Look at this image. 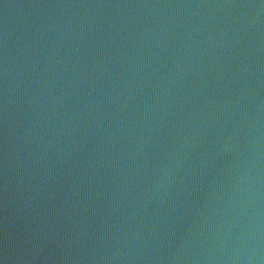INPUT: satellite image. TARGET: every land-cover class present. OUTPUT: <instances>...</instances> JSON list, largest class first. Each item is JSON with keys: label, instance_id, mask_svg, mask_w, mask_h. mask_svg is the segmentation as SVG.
I'll return each mask as SVG.
<instances>
[{"label": "water", "instance_id": "obj_1", "mask_svg": "<svg viewBox=\"0 0 264 264\" xmlns=\"http://www.w3.org/2000/svg\"><path fill=\"white\" fill-rule=\"evenodd\" d=\"M0 264H264V0H0Z\"/></svg>", "mask_w": 264, "mask_h": 264}]
</instances>
